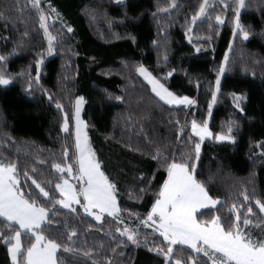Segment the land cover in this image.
<instances>
[{
  "label": "trees",
  "instance_id": "obj_1",
  "mask_svg": "<svg viewBox=\"0 0 264 264\" xmlns=\"http://www.w3.org/2000/svg\"><path fill=\"white\" fill-rule=\"evenodd\" d=\"M204 3L42 0L37 10L32 0H0V55L6 57L0 72L11 77L0 85V162L16 165L22 192L39 193L35 179L58 198L55 184L70 176L53 165H76L75 103L82 96L92 146L101 170L117 187L125 220L104 214L97 221L79 205L76 212L48 205L53 210L44 233L70 249L57 250L61 264H175L177 259L212 264L208 256L179 244L166 258L168 242L135 215L143 218L151 209L167 178L165 160L194 159L195 143L202 145L197 179L218 201L198 218L219 216L227 225L239 214L242 230L253 240H264V212L256 204L264 202V0H245L239 11V22L249 33L246 40L234 35L236 0H207V12L199 18ZM51 8L65 24L49 25L46 34L40 15L50 16ZM49 35L55 37L51 52ZM141 65L193 105L165 104L139 76ZM65 113L69 132L63 130ZM193 119L206 122L213 138L198 139ZM229 127L234 142H217L215 135L229 134ZM157 151L160 158L153 159ZM2 221L0 233L10 235ZM126 226L136 228V243L116 231ZM27 246L29 239L22 237V248ZM8 249L0 239V264H13Z\"/></svg>",
  "mask_w": 264,
  "mask_h": 264
},
{
  "label": "snow or ice",
  "instance_id": "obj_2",
  "mask_svg": "<svg viewBox=\"0 0 264 264\" xmlns=\"http://www.w3.org/2000/svg\"><path fill=\"white\" fill-rule=\"evenodd\" d=\"M223 3V0H221ZM33 7L39 10L40 0H32ZM237 10L235 13L236 25L234 35L242 34L243 38L248 39L249 33L239 22V8L245 6V0H236ZM207 0L200 7V13L205 11ZM228 7V5H225ZM54 10V9H53ZM198 13V14H200ZM45 17L40 15L41 26L44 27ZM195 20V16L193 17ZM219 23H223L220 16L216 17ZM71 32L72 28L68 27ZM47 34V28H45ZM49 52L52 51L51 42L55 37L49 35ZM199 51V49H197ZM5 56L0 55V61H4ZM227 59V57H225ZM37 61V73L35 82L39 83V65ZM137 71L152 86V91L168 104H192L189 97L176 96L164 83H161L144 66L138 67ZM224 71L223 66L220 72ZM167 75H171L169 72ZM11 77L4 72H0V85H7ZM220 78L217 77L216 89L219 90ZM29 89L32 83L28 85ZM51 99V96H49ZM83 97H78L75 108V149L77 153L76 165L64 162L56 163L53 167L60 173H66L77 180L78 186L73 185L67 178L61 177L62 183L55 184V190L58 191L57 198L55 192L46 190L35 179L32 184L39 189L35 196L33 192L24 193L21 191L20 181L17 176L16 165L4 164L0 162V218L2 222H7L12 230L10 235L0 233V239L9 245V253L12 256L13 264H61L57 257V250L64 247L55 239L45 235L44 224L49 219L50 209L48 205L59 204L63 208L76 212L77 208L73 204L79 205L85 212L93 215L97 221L102 219V214L107 213L113 216L120 223H124L119 216L121 209L117 204V187L109 180V177L101 170V162L96 158V153L89 143L88 135L84 131L85 123L80 118L81 105ZM119 99V97H117ZM213 101L216 99V92L212 93ZM58 108L62 106L57 104ZM211 109V104H209ZM70 117L65 113L63 130L69 132ZM192 132L200 137L213 135L207 126V123L198 124L195 119L191 122ZM232 128H228L227 135L216 134L217 140L234 141L235 137L231 135ZM201 150L200 143H195V158L188 155L180 160L172 159L170 162L165 160L167 178L159 187L156 193L154 203L151 209L144 214L136 213L137 220L142 225L155 226L154 231L158 232L167 241V251L163 254L167 257L173 253V246L187 245L197 253H203L212 260V264H264V240H253L251 233L243 231L240 223V215L237 214L235 222L227 225L219 216L212 217L209 220H200V209L207 208L209 205L215 206L218 202L213 199L204 184L197 179L196 161L199 160ZM67 155V149H65ZM160 153L153 156V159H159ZM44 199H39L40 195ZM248 197L245 195V200ZM261 212H264V202L256 201ZM96 210V211H94ZM251 213L253 209L247 208ZM250 221L245 218L244 225ZM18 226V227H17ZM116 231L122 235H127V239L136 243V228L125 227L117 228ZM75 235V233H72ZM22 237L29 239V246L22 248ZM70 239V237H69ZM14 241V243H13ZM69 251L68 247H64ZM175 264H181L177 259Z\"/></svg>",
  "mask_w": 264,
  "mask_h": 264
},
{
  "label": "rangeland",
  "instance_id": "obj_3",
  "mask_svg": "<svg viewBox=\"0 0 264 264\" xmlns=\"http://www.w3.org/2000/svg\"><path fill=\"white\" fill-rule=\"evenodd\" d=\"M124 0H118V2H123ZM42 3V0H40V4ZM243 8V7H242ZM242 8H239V11L242 9ZM54 8H51L50 10H51V14H50V16H48V17H46L45 18V21H46V23L44 24V28H47V33H48V29H49V25H52V24H54V23H61V24H65L64 23V21H63V18H62V16L56 11V9H54ZM206 12H207V4L205 5V11L203 12V13H200L199 14V18H201V17H203L205 14H206ZM243 37V36H242ZM53 41V40H52ZM146 68V67H145ZM147 69V68H146ZM138 74H139V76L151 87V89H152V86L148 83V81L138 72ZM154 94H155V92H153ZM156 95V94H155ZM157 96V95H156ZM177 96V95H176ZM82 97V96H81ZM158 97V96H157ZM84 98V97H83ZM159 99H160V97H158ZM165 104H167L168 106H170V107H180V106H192L193 105V103L192 104H168V103H166L164 100H162ZM85 104H86V99L84 98L83 99V103H82V105H81V111H80V118H81V120L85 123V125H86V127L84 128V131L87 133V135H88V139H89V143H90V146L92 147V149L94 150V148H93V146H92V143H91V139H90V135H89V131H88V125H87V122L85 121V119H84V117H83V113H84V108H85ZM75 108H76V103H75ZM75 128H76V122H75ZM209 128V127H208ZM209 131L212 133V131L209 129ZM194 134V133H193ZM213 134V133H212ZM195 135V134H194ZM196 136V135H195ZM198 139H200V137H198V136H196ZM211 138H213V135H211V136H205V138L203 139V140H201V141H204V140H206V139H211ZM217 140V139H216ZM217 142H219V143H233L234 141H230V140H223V141H221V140H217ZM201 145V144H200ZM201 149H202V145H201ZM94 152H95V150H94ZM96 153V152H95ZM200 153H201V150H200ZM96 158H97V155H96ZM72 176H70L69 178H67L68 180H69V182L70 183H72L73 185H75L74 184V182L72 181ZM77 181V180H76ZM61 183H62V181H61ZM118 204V203H117ZM77 205H75V204H73V207H76ZM62 207V206H61ZM63 208V207H62ZM64 209H66V208H64ZM67 210H70V209H67ZM94 211H96V210H94ZM85 213H87V212H85ZM88 215H90L89 213H87ZM104 214H107V213H104ZM104 214H102V215H104ZM90 216H92V217H94L93 215H90ZM119 216L123 219V221H125L124 220V217H123V215L119 212ZM95 218V217H94ZM99 221H101V220H99ZM146 226V225H145ZM146 227H152L153 228V230H154V226H146ZM158 233V232H157ZM159 234V233H158ZM212 261V260H211Z\"/></svg>",
  "mask_w": 264,
  "mask_h": 264
},
{
  "label": "crops",
  "instance_id": "obj_4",
  "mask_svg": "<svg viewBox=\"0 0 264 264\" xmlns=\"http://www.w3.org/2000/svg\"><path fill=\"white\" fill-rule=\"evenodd\" d=\"M216 206H217V203H216L215 206L209 205L207 208L200 209L199 212H201L202 210H205V209L215 208ZM154 227H155V226H154ZM185 246H187V245H185ZM188 247H189V246H188ZM202 254H203V253H202ZM10 257H11V261H12V263H13L12 256L10 255Z\"/></svg>",
  "mask_w": 264,
  "mask_h": 264
}]
</instances>
